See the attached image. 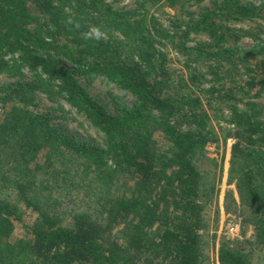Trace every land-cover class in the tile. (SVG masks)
<instances>
[{"label":"trees","instance_id":"16d2710c","mask_svg":"<svg viewBox=\"0 0 264 264\" xmlns=\"http://www.w3.org/2000/svg\"><path fill=\"white\" fill-rule=\"evenodd\" d=\"M162 1L0 0V76L19 79L0 84V264H210L204 214L226 160L224 211L254 238H222L219 264H264V0H222L171 30L149 13ZM245 20L256 24L235 33ZM241 34L255 47L239 50ZM168 45L185 58L177 78ZM77 74L134 104L109 111ZM37 93L103 144L33 111Z\"/></svg>","mask_w":264,"mask_h":264},{"label":"rangeland","instance_id":"374dc122","mask_svg":"<svg viewBox=\"0 0 264 264\" xmlns=\"http://www.w3.org/2000/svg\"><path fill=\"white\" fill-rule=\"evenodd\" d=\"M109 4H111L117 10H132L135 7L137 8V2L139 0H106ZM222 0H177L175 5L171 6L169 1L163 0L158 7L152 8L149 13L158 17L160 23H162L165 28L173 29L171 25V20H175V18H180L183 21H188L192 15L198 14L200 10L203 8L214 6V4L220 2ZM251 1H259V0H251ZM192 14V15H191ZM180 24V23H179ZM254 21H234L230 25L232 29H234L235 33L242 32V29H248L250 26L255 25ZM182 29L185 30L183 25L181 24ZM235 36V35H234ZM264 38V33H263ZM190 41L188 43H193L198 39H205L204 35H197L196 33L189 34ZM239 48V50H244L248 48H253L257 44L254 40L249 38L248 36H244L241 34L239 38L236 39L235 42ZM166 52H168L170 56V63L168 65L169 70L174 74V77L184 74L185 71V58L178 52H176L171 45L163 48ZM67 64V63H65ZM27 73V72H26ZM243 73V74H242ZM242 75H239L242 83L244 84L245 80L248 78V75L242 71ZM28 74V73H27ZM79 81L86 87V89L96 97L102 104H104L109 111H115V105H125L131 107L135 98L130 93L122 90L119 86L113 84L107 79L91 75H76ZM264 76V75H262ZM19 79L16 77H10L7 75L0 76V84L2 83H11L16 82ZM255 101L258 103V107L261 112L264 114V89L261 90L259 98H256ZM57 105L51 102L44 94L37 93L36 96V104L30 107L33 111L38 113H48L51 115V122L57 126H60L67 134L76 137L82 141H92L96 140L100 144H103L102 134L90 125L86 120L82 118V116L78 115L76 112L70 111L67 114L68 119H64L62 115L55 110ZM67 109H70L69 105H66ZM228 113L225 112V116ZM264 117V116H263ZM224 123V122H223ZM231 140H228L227 144V155L230 151ZM209 155L211 157H216L218 161L221 160L222 155L224 153V146L221 143L219 147L215 145H211L209 148ZM228 158V157H227ZM228 168V160L224 163V178L222 182L219 183L218 193L212 199V203L208 205L207 210L204 214L205 222L207 227L204 229L203 237L207 241V250L209 252L210 264H219V258L217 255V247L222 238L227 240H240L245 238H254V230L252 221L250 222L248 227L246 228L245 233L242 232V228L240 225V231L238 233L230 234L226 230V226L228 222L232 221H240L237 219L236 215L228 214L224 211V199L225 192L229 188H234V185H227L226 183V173ZM40 175V172H37ZM15 197V192L8 191L7 193ZM235 196L237 197V193L234 191ZM21 235L24 234L22 229H19ZM204 240V241H205Z\"/></svg>","mask_w":264,"mask_h":264},{"label":"built area","instance_id":"2783aa9c","mask_svg":"<svg viewBox=\"0 0 264 264\" xmlns=\"http://www.w3.org/2000/svg\"><path fill=\"white\" fill-rule=\"evenodd\" d=\"M239 228H240V223L237 221L234 222L232 220L231 222L229 221L228 225L226 226V230L230 234L238 233L240 231Z\"/></svg>","mask_w":264,"mask_h":264},{"label":"clouds","instance_id":"9594fccd","mask_svg":"<svg viewBox=\"0 0 264 264\" xmlns=\"http://www.w3.org/2000/svg\"><path fill=\"white\" fill-rule=\"evenodd\" d=\"M97 36H99V33L97 32Z\"/></svg>","mask_w":264,"mask_h":264}]
</instances>
